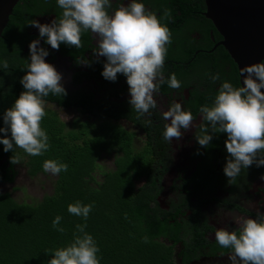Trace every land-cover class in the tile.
Here are the masks:
<instances>
[{
  "label": "trees",
  "instance_id": "16d2710c",
  "mask_svg": "<svg viewBox=\"0 0 264 264\" xmlns=\"http://www.w3.org/2000/svg\"><path fill=\"white\" fill-rule=\"evenodd\" d=\"M34 6L36 12L42 11L38 4ZM19 24L16 22L17 30L7 33L6 39H0V61L7 60L10 70L0 81L1 127L5 110L24 91L20 83L24 72L22 58L14 49L20 43L16 38ZM11 26L14 29V23ZM218 74V82L228 81L225 70ZM212 94L216 97L218 92ZM43 99L50 101L49 96ZM107 109H99V116L109 117ZM92 111L89 100L83 105V112ZM41 128L47 132L50 148L40 156H30L15 145L13 152H4V145L0 144V156L8 158L0 166V186L16 184L20 170H26L30 178L44 173L45 160L67 164L68 170L57 175L53 193L36 203L16 199L12 192H0V264H48L53 258L50 250L70 244L78 224H87L85 231L100 249L97 254L102 257L100 264H192L216 249L232 251L222 248L216 239L213 242L206 237L210 228L205 226L202 208L208 200L199 196L201 189L229 180L223 171L227 158L217 161V151L227 139L226 134L218 133L204 148L203 162L193 178L186 181V185L194 188L193 192L186 188L179 203L164 209L157 202L162 190L161 177L154 158L148 156L153 152L147 153L145 148L133 152L130 136L115 125L107 123L100 131H92L88 126L85 135L84 131L73 134L66 131V124L56 116L47 114ZM101 154L113 156L116 169L104 171L99 165ZM13 155L18 163L11 164ZM12 191L18 192L14 187ZM76 201L93 205L87 220L68 212V205ZM57 216L62 217L59 227L64 229L63 233L52 226Z\"/></svg>",
  "mask_w": 264,
  "mask_h": 264
},
{
  "label": "clouds",
  "instance_id": "9594fccd",
  "mask_svg": "<svg viewBox=\"0 0 264 264\" xmlns=\"http://www.w3.org/2000/svg\"><path fill=\"white\" fill-rule=\"evenodd\" d=\"M57 4L62 15L50 24H41L38 20L28 23L39 30L40 38L29 45L30 62L20 80L24 91L2 117L0 144L4 145V152H13L15 145L30 156H40L50 148L47 132L41 128L46 115L43 98L50 93L66 96L67 91L61 83L62 75L46 62L50 53L40 47L41 40L57 51L61 44L79 49L81 33L91 30L98 39L97 50L93 51L96 62L100 57L106 58L102 76L112 82L117 80L118 74L126 77L131 96L128 103L138 117L150 116L151 110L157 108L154 96L159 93L161 84L167 83L177 90L181 87L175 73L167 80L163 74L171 32L143 3L130 0L111 15L107 11L112 7L111 0H57ZM169 16L170 10H166L163 18ZM78 63L91 66L88 60ZM0 68L7 70L8 61H0ZM240 75L243 86L234 87L224 81L212 106L200 108L198 123L191 110L175 100L163 112V119L167 121L163 139L168 143L174 139L179 142L192 128L196 129L195 139L202 148H207L218 133L227 135L228 157L223 171L229 184L242 169L253 164L258 168L264 166V62L242 68ZM210 78L215 83L220 75L217 73ZM10 162L18 163V159L13 155ZM43 170L59 175L68 170V165L45 160ZM92 208V204L76 201L68 205V212L87 220ZM61 220L62 217H55L52 226L63 233L64 229L59 227ZM235 224L237 227L231 231L219 228L215 233L216 242L222 248L232 249L231 264H264V212H257L255 219L238 218ZM76 228L70 244L50 250L53 258L48 264H100L102 257L97 256L100 249L93 236L85 231L87 224H78Z\"/></svg>",
  "mask_w": 264,
  "mask_h": 264
},
{
  "label": "flooded vegetation",
  "instance_id": "af4514ba",
  "mask_svg": "<svg viewBox=\"0 0 264 264\" xmlns=\"http://www.w3.org/2000/svg\"><path fill=\"white\" fill-rule=\"evenodd\" d=\"M137 2L143 3L148 10L155 12L158 18H161V23L167 25L171 32V43L166 46L163 74L167 80L175 73L181 82L180 89H172L167 83L161 84L159 93L154 96L157 108L151 110L150 116L138 117L128 103L131 96L126 77L118 74L117 80L112 82L102 76L106 58L100 57L99 62H96L93 51L97 50L98 39L89 30L81 33L82 47L79 49L61 44L57 51L41 40L40 47H44L50 53L46 57V62L53 65L62 75L61 83L67 91L66 96L50 93L48 95L50 101H46L45 111H50L65 124L66 119L68 131L73 134L84 131L85 135L88 126L92 131H100L107 123L115 125L130 136L133 152L142 151L143 148L147 149V153L153 152L148 156L154 158L162 187L157 202L164 209H169L173 203L180 202L182 192H185L186 188L193 192L194 188L186 185V181L193 178L199 163L203 162L205 150L195 139V128L185 132L179 142L175 139L172 143L166 142L163 139V131L167 121L163 119V112L167 111L170 103L175 100L182 103L186 110H191L198 123L200 108L204 105L212 106L215 99L212 93L218 92L222 84L218 81L213 83L210 78L212 75L225 70L226 79L234 87H241V83L236 64L221 45L223 38L213 22L205 16L207 12L205 0H137ZM35 3L41 7V12L35 11ZM111 3L112 7L107 9L110 15L121 4L130 3V0H111ZM166 10H170V16L163 18ZM61 15L62 9L59 8L57 0H20L14 8L2 38L6 39L7 33L17 30L16 22L21 23L16 33L20 43L14 46L15 51L20 53L24 68L20 80L26 74V66L30 62L29 45L33 40L40 38L39 30L29 26V21L38 20L41 24H50ZM12 23L15 25L14 29ZM82 60L90 61L91 66L79 64L78 62ZM8 72L9 69L0 68V81ZM89 100L92 102L93 111L84 113L83 105ZM204 102L208 103L203 104ZM106 108L110 116L102 118L98 110L104 111ZM81 140L79 139V143ZM198 152L200 154H197ZM227 155L224 141L221 149L217 151V161L220 163L223 158L228 157ZM1 157L0 166L8 159L5 156ZM113 163V169H116L114 158ZM99 165L102 166L101 160ZM262 177L264 166L258 168L253 164L248 169H242L231 184L226 180L223 184L218 183L210 189H201L200 198L208 200L206 204H202V210L205 214V226L210 228L206 234L210 241L214 242L217 229L227 228L231 231L237 227L236 219H255L257 212H264ZM231 253L232 251L223 252L216 249L192 264H231L229 260Z\"/></svg>",
  "mask_w": 264,
  "mask_h": 264
},
{
  "label": "water",
  "instance_id": "95a60500",
  "mask_svg": "<svg viewBox=\"0 0 264 264\" xmlns=\"http://www.w3.org/2000/svg\"><path fill=\"white\" fill-rule=\"evenodd\" d=\"M20 0H0V39ZM210 19L221 37V45L240 70L264 61V0H205ZM264 91V90H262Z\"/></svg>",
  "mask_w": 264,
  "mask_h": 264
},
{
  "label": "rangeland",
  "instance_id": "374dc122",
  "mask_svg": "<svg viewBox=\"0 0 264 264\" xmlns=\"http://www.w3.org/2000/svg\"><path fill=\"white\" fill-rule=\"evenodd\" d=\"M46 115H52L50 111H45ZM65 117H63V120ZM66 122V131L68 130V121ZM79 128V127H78ZM70 129V128H69ZM142 150V149H139ZM101 167L104 171L111 170L114 168L113 158L112 156H104L101 159ZM57 175H52L51 173H40L38 176L34 178H30L26 174V170H20V176L16 184L12 186H0V192H12L11 188H16L18 192L14 193V197L16 199L20 198L22 201L27 203H36L42 200L45 195H50L54 190V182L56 180ZM97 179H101V174L98 172ZM143 180L138 182L140 185ZM18 197V198H17Z\"/></svg>",
  "mask_w": 264,
  "mask_h": 264
},
{
  "label": "crops",
  "instance_id": "0c3cea01",
  "mask_svg": "<svg viewBox=\"0 0 264 264\" xmlns=\"http://www.w3.org/2000/svg\"><path fill=\"white\" fill-rule=\"evenodd\" d=\"M101 156H102V158H103V157H104V156H106V155H104V154H101ZM101 156H100V157H101Z\"/></svg>",
  "mask_w": 264,
  "mask_h": 264
},
{
  "label": "bare ground",
  "instance_id": "6f19581e",
  "mask_svg": "<svg viewBox=\"0 0 264 264\" xmlns=\"http://www.w3.org/2000/svg\"><path fill=\"white\" fill-rule=\"evenodd\" d=\"M17 178V177H16Z\"/></svg>",
  "mask_w": 264,
  "mask_h": 264
}]
</instances>
